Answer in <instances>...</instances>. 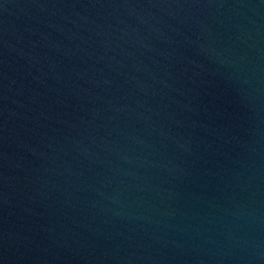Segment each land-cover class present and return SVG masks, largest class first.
<instances>
[{
	"label": "water",
	"instance_id": "obj_1",
	"mask_svg": "<svg viewBox=\"0 0 264 264\" xmlns=\"http://www.w3.org/2000/svg\"><path fill=\"white\" fill-rule=\"evenodd\" d=\"M0 264H264V0H0Z\"/></svg>",
	"mask_w": 264,
	"mask_h": 264
}]
</instances>
